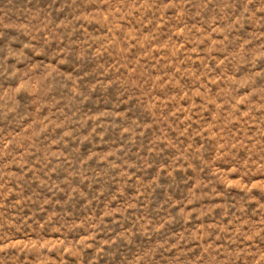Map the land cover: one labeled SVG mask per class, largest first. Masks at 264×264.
I'll return each mask as SVG.
<instances>
[{
	"label": "rangeland",
	"instance_id": "obj_1",
	"mask_svg": "<svg viewBox=\"0 0 264 264\" xmlns=\"http://www.w3.org/2000/svg\"><path fill=\"white\" fill-rule=\"evenodd\" d=\"M0 264H264V0H0Z\"/></svg>",
	"mask_w": 264,
	"mask_h": 264
}]
</instances>
